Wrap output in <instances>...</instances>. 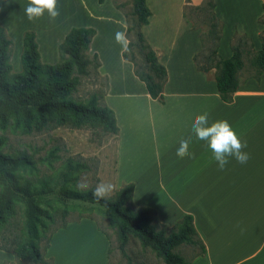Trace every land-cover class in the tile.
<instances>
[{
	"label": "crops",
	"instance_id": "obj_1",
	"mask_svg": "<svg viewBox=\"0 0 264 264\" xmlns=\"http://www.w3.org/2000/svg\"><path fill=\"white\" fill-rule=\"evenodd\" d=\"M146 3L151 16L142 32L168 74L163 103L150 97L134 65L123 57L125 49L116 42L115 33L127 36L128 23L114 0L103 4L80 0L70 13L63 6V12L52 21L53 28L46 23L47 12L27 21L19 31L8 22L0 21V26L7 28L22 50L25 33L36 32L42 62L51 65L59 62V46L72 28L95 29L90 54L98 55L100 75L108 79L105 103L114 111L119 128V189L133 184V204L155 209L158 220L169 227L185 215L194 217L206 253L192 264H264V74L260 81L247 79L234 94V101L224 102L215 80L216 69L206 74L194 62L202 48L201 29H194L186 17V0ZM203 3L192 0L196 7ZM5 9L9 16L18 12L17 4L9 12L8 6ZM215 12L223 23L219 46L223 59L232 57L236 34L247 35L254 51L261 50L264 0H216ZM246 67L245 60L241 80L246 78ZM205 112L210 123L227 120L246 143L242 149L249 155L246 164L230 157L225 168L219 169L206 142L191 131L194 117ZM189 137V152L194 156L180 158L176 155L179 142ZM112 245L98 221L84 217L68 221L53 233L46 258L53 264H110ZM13 259V253L0 250V264H11Z\"/></svg>",
	"mask_w": 264,
	"mask_h": 264
},
{
	"label": "trees",
	"instance_id": "obj_2",
	"mask_svg": "<svg viewBox=\"0 0 264 264\" xmlns=\"http://www.w3.org/2000/svg\"><path fill=\"white\" fill-rule=\"evenodd\" d=\"M98 1L103 4L106 0ZM114 4L124 13L128 23L129 45L123 57L134 65L135 74L145 84L150 97L163 103L168 74L142 32L151 16L146 0H133L131 14L125 12L124 6L116 0ZM215 8L216 0H204L197 7L192 5V0H186L185 15L194 29H201L202 48L194 56L197 69L206 74L216 69L215 80L220 97L230 104L234 101V94L247 79L260 81L264 74V29L260 36L262 48L259 52L254 51L250 37L236 34L231 45L232 57L223 59L219 55L223 23ZM188 9L199 17L204 16L202 22L206 24L205 27L194 23ZM260 23L264 25V14ZM95 35L96 30L93 28H72L59 46V62L51 65L42 62L36 32L27 31L23 40L21 71L15 72L11 63L14 41L5 27L0 26V130L12 127L23 135H31L56 125L78 129L102 128L103 131L118 136L115 113L105 103L108 79L100 75L101 62L98 55L90 54ZM138 53L143 58L142 64L138 62ZM246 58H249L253 72L241 80L239 74L244 69ZM91 71L104 80V88L92 94L86 102L74 101L72 95L78 91L81 78L88 76ZM4 145L5 139L0 138V147ZM85 169L87 166L82 162L68 164V171L71 173H79ZM35 171V160L26 152L10 155L0 151V231L8 219L15 215L16 207L21 205L25 218L24 230L22 243L15 251V257L20 261L53 264L52 259L46 258L52 235L58 228L66 227L68 222L56 227L48 235L49 222L59 212L65 220L71 209L69 202L96 205L115 228L122 252H125L130 235H133L145 247L152 249L164 264H192L196 258L206 253V246L196 230L192 215H185L173 227L162 224L155 209L136 207L133 204V184L120 188L113 202H97L91 192L86 194L64 187L50 190L56 204L46 196L50 193L47 190L48 182L41 180L37 184L26 176ZM43 239H47V243L41 246ZM184 245L196 249L197 253L187 258L174 251ZM0 250L10 252L5 248ZM112 252L113 245L110 260Z\"/></svg>",
	"mask_w": 264,
	"mask_h": 264
},
{
	"label": "rangeland",
	"instance_id": "obj_3",
	"mask_svg": "<svg viewBox=\"0 0 264 264\" xmlns=\"http://www.w3.org/2000/svg\"><path fill=\"white\" fill-rule=\"evenodd\" d=\"M116 1L124 6L123 10L125 12L131 14L133 0ZM79 2L80 0H57V9L59 12H63V6H65L64 12L70 13L79 6ZM16 4L18 6V12L14 11L9 16V13L5 12L7 11L5 9L6 6H8L9 12ZM27 5L28 0H0V21L8 22V25L14 30H21L24 24L29 21L27 17L25 18L22 15L24 10L23 6L26 7ZM187 12L190 13L191 11L188 9ZM190 16L197 26L202 27L206 25L202 22L204 16L199 17L196 13H190ZM46 23L48 28H53L50 19ZM5 29L8 33L7 28ZM9 37L12 38L10 35ZM22 51V49L16 47L14 41L11 63L13 64L15 72L21 71L19 58L21 62ZM248 59H245L247 67L244 72V77H247L253 72ZM138 62L139 64L143 63V58L139 53ZM103 88L104 80L97 77L91 71L88 76L81 78V85L78 91L72 95V99L77 102H86L92 94L99 92ZM0 138L5 139V145L0 147L1 152L10 155L26 152L32 156L36 163V171L26 176L37 184L41 180L48 182L49 187L47 190L49 192L50 190H60V188L64 187L69 190L88 194L95 189L98 183L103 181L113 185V191L107 200L112 202L116 200L120 183V180L116 176L118 138L113 134L103 131L102 128L84 127L78 129L71 126L59 127L52 125L42 132L23 135L13 130L12 127H8L6 130H0ZM71 162H82L87 166V169L79 173H71L68 171V164ZM81 184H86L87 187L82 189ZM46 196L57 204L55 198L51 196V192ZM69 205L71 209L65 220L62 219L60 212L54 214V220L49 222L48 235L52 230L66 221L78 220L82 217H92L98 221L101 229L113 242L110 264H164L152 249L145 247L133 235H130L125 252H122L119 249V240L115 228L110 225L108 217L96 205H91L86 202H69ZM24 221L23 207L18 205L15 215L8 219L7 224L0 231V248L9 249L14 254V259L11 264H35L30 260L20 261L15 257V251L18 249V245L22 243ZM46 243L47 239H43L41 246H44ZM174 251L187 258H191L197 253V250L189 245L181 246ZM6 264H9V262H6Z\"/></svg>",
	"mask_w": 264,
	"mask_h": 264
},
{
	"label": "clouds",
	"instance_id": "obj_4",
	"mask_svg": "<svg viewBox=\"0 0 264 264\" xmlns=\"http://www.w3.org/2000/svg\"><path fill=\"white\" fill-rule=\"evenodd\" d=\"M45 12H47L50 21H55L60 15L57 9V0H28L25 14L29 21L42 18ZM115 40L125 50L128 49L129 40L126 33L117 31ZM191 131L198 140L206 142L207 148L212 153V159L217 163L220 170H223L229 163L230 157H234L240 164H246L249 160V155L242 151L246 148V143L241 141L227 120L219 119L210 123L208 113L198 114L193 119ZM190 141L191 137L180 140L176 151L178 157L194 156L189 152ZM86 187V184H81L82 189ZM112 191L113 185L102 181L91 191V195L97 202L106 201Z\"/></svg>",
	"mask_w": 264,
	"mask_h": 264
}]
</instances>
